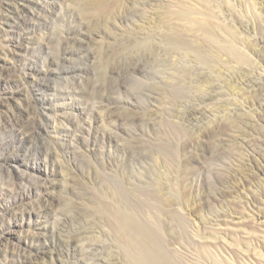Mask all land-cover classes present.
<instances>
[{"label":"rangeland","instance_id":"rangeland-1","mask_svg":"<svg viewBox=\"0 0 264 264\" xmlns=\"http://www.w3.org/2000/svg\"><path fill=\"white\" fill-rule=\"evenodd\" d=\"M3 53L0 264H264V0H0Z\"/></svg>","mask_w":264,"mask_h":264},{"label":"bare ground","instance_id":"bare-ground-1","mask_svg":"<svg viewBox=\"0 0 264 264\" xmlns=\"http://www.w3.org/2000/svg\"><path fill=\"white\" fill-rule=\"evenodd\" d=\"M1 18L3 20H6V18H8V17L4 16V13H2ZM4 22H6V21H4ZM15 52L18 53V50H15ZM69 53H70V51L64 49L62 51L61 58H59V59H61V61L64 62L66 59H68V57H70ZM71 54H72V52H71ZM3 55H4L3 58H2V56H0V75L2 74L3 70H8L11 67V66L8 67V63H7V60L9 59L8 55H6L4 53H3ZM22 65L26 66V65H28V63L26 64L23 61L21 63V59H19L17 61V64L12 65V66L17 68V67L22 66ZM29 70L34 72L35 68L33 70H31V67H30ZM44 77H46V75ZM41 108L42 107H40V109ZM29 115H30V110L25 109V111H21L14 116H8V118H5V119L0 118V124H1L0 129H2V127H5V125H10L11 127H13L15 129L14 141L17 140V142L21 144V148L23 149V152L27 151V149H28L27 145L30 144V142H31V136L32 137H33V135L35 136V134H37V132H39L38 134L48 132V125L43 124L42 121H40V120L32 121L29 124H27L28 120H29L28 119ZM39 117L42 118V114H40ZM30 128L32 129V131L30 130ZM29 131H31V132H29ZM17 150H19V149H17ZM42 155L38 154L37 156H38L39 160L41 161V163L44 165V167L47 168L49 166H47L48 165L46 163L47 161L42 159ZM32 157H34V156H32ZM49 174H50V172H48V173L45 172L43 174L44 179H47ZM43 181H45V180H43ZM43 200H40L39 205L47 206L46 202H44ZM20 201H21V198L18 200H15L10 205H6L4 210L2 211V213L0 212V214H2V216H3V218H11L14 215V210H15V208H17ZM22 219H24V217ZM47 234H50V231H48ZM43 238H44V240H42V239L40 240V238H38L37 240H33V237L18 238V240L16 241V244H15V246H17V247H14V248L18 253H20L22 255L23 261H28L30 263L41 262L40 260L45 261L51 252L50 250H53L52 248L55 247L58 242L56 241L55 237L54 238L53 237H43ZM9 239H10V237H0V244L2 243V244L7 245V243H9ZM254 242L257 245V242L256 241H254ZM7 247H9V246H7ZM95 250L96 249H92L89 252L92 253ZM255 256H256L255 253H253V255H251V257H247V262L250 261V262H253V264H257L255 262L256 261ZM96 264H100V263H96ZM237 264H238V262H237ZM240 264H242V263H240Z\"/></svg>","mask_w":264,"mask_h":264}]
</instances>
